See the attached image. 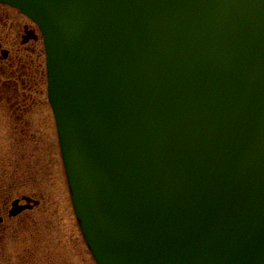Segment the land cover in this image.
<instances>
[{"label": "water", "instance_id": "1", "mask_svg": "<svg viewBox=\"0 0 264 264\" xmlns=\"http://www.w3.org/2000/svg\"><path fill=\"white\" fill-rule=\"evenodd\" d=\"M0 2L44 36L97 264H264V0Z\"/></svg>", "mask_w": 264, "mask_h": 264}, {"label": "rangeland", "instance_id": "2", "mask_svg": "<svg viewBox=\"0 0 264 264\" xmlns=\"http://www.w3.org/2000/svg\"><path fill=\"white\" fill-rule=\"evenodd\" d=\"M27 30L32 36L24 41ZM0 42V66L6 68L0 73V217L6 228L0 264H95L67 186L47 98L42 34L0 3ZM24 197L32 199L31 207L9 218L12 202L22 204Z\"/></svg>", "mask_w": 264, "mask_h": 264}, {"label": "flooded vegetation", "instance_id": "3", "mask_svg": "<svg viewBox=\"0 0 264 264\" xmlns=\"http://www.w3.org/2000/svg\"><path fill=\"white\" fill-rule=\"evenodd\" d=\"M31 36H32V31H26V35L25 36H23L22 38H23V40L24 41H26V40H28L29 38H31ZM0 45L2 46V43L0 42ZM31 52V51H30ZM0 54L3 56V51H2V53L0 52ZM5 55V54H4ZM2 56H0L1 58H3ZM21 63V62H20ZM4 69H5V71H6V68L4 67V65L2 64L1 66H0V73L1 74H3V71H4ZM16 200H19L20 201V203H21V200L20 199H16ZM23 200V199H22ZM23 203L22 204H24V202H25V205L27 206L26 207V209H29L30 207H31V203H32V199L31 198H29V197H24V200L22 201ZM25 209V210H26ZM25 210H23L22 212H24ZM21 212V213H22ZM20 214V213H19ZM18 214V215H19ZM17 216V215H16ZM12 218V217H15V216H9V218ZM3 222H4V218L1 216L0 217V227H2V224H3ZM6 228L3 226L2 228H0V242H2V240H3V238H4V230H5ZM1 246V245H0ZM0 249H1V247H0Z\"/></svg>", "mask_w": 264, "mask_h": 264}]
</instances>
